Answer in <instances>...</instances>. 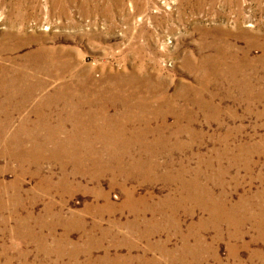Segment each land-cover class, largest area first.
I'll use <instances>...</instances> for the list:
<instances>
[{"label":"rangeland","instance_id":"374dc122","mask_svg":"<svg viewBox=\"0 0 264 264\" xmlns=\"http://www.w3.org/2000/svg\"><path fill=\"white\" fill-rule=\"evenodd\" d=\"M263 45L264 0H0V264H264Z\"/></svg>","mask_w":264,"mask_h":264},{"label":"bare ground","instance_id":"6f19581e","mask_svg":"<svg viewBox=\"0 0 264 264\" xmlns=\"http://www.w3.org/2000/svg\"><path fill=\"white\" fill-rule=\"evenodd\" d=\"M227 2H237L238 0H226ZM223 32V31H222ZM244 33V32H243ZM220 34H222L221 32L219 33V35ZM249 34V33H248ZM243 35V34H242ZM253 36V38L254 39H252V42L255 40V38L258 40L260 37L259 36H254V35H252ZM221 39V38H220ZM225 39V38H224ZM225 42V41H224ZM221 44H223V43H221ZM251 44V43H250ZM255 44H256V42H255ZM225 45V44H224ZM254 45V44H253ZM228 46V45H227ZM264 46V45H263ZM221 47V46H220ZM216 50V49H215ZM227 50V49H226ZM223 51V50H222ZM225 54V53H224ZM216 55H217V53H216ZM212 56V55H211ZM210 56V57H211ZM262 57H263V59H264V50H263V54H262ZM205 58V57H204ZM207 58V57H206ZM212 58V57H211ZM220 59V58H219ZM234 60V59H233ZM236 60V59H235ZM250 60V59H249ZM218 61V60H217ZM213 62V61H212ZM207 63V62H206ZM211 63V62H210ZM240 63V62H239ZM246 63V62H245ZM201 64H202V62H201ZM213 64H214V62H213ZM218 64V63H217ZM230 65V64H229ZM232 65V64H231ZM242 65V64H241ZM245 65V64H244ZM202 66V65H201ZM233 66V65H232ZM207 67V66H206ZM215 67V66H214ZM217 67H218V65H217ZM236 67V66H235ZM238 67V66H237ZM245 67V66H244ZM203 69V68H202ZM201 69V70H202ZM207 69V68H206ZM205 69V70H206ZM225 69V68H224ZM241 69V68H240ZM245 70V69H244ZM226 71V70H225ZM214 72V71H213ZM224 72V71H223ZM230 72V71H229ZM206 73H207V71H206ZM210 74V73H209ZM214 75V74H213ZM218 75V74H217ZM219 76V75H218ZM0 91H2V89L0 88ZM123 152V151H122ZM111 168V167H110ZM109 169V168H108ZM105 170V169H104ZM131 195V194H130Z\"/></svg>","mask_w":264,"mask_h":264}]
</instances>
